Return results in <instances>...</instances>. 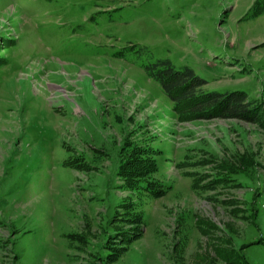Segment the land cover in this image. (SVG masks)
I'll return each mask as SVG.
<instances>
[{"label":"rangeland","instance_id":"1","mask_svg":"<svg viewBox=\"0 0 264 264\" xmlns=\"http://www.w3.org/2000/svg\"><path fill=\"white\" fill-rule=\"evenodd\" d=\"M0 264H264V0H0Z\"/></svg>","mask_w":264,"mask_h":264},{"label":"trees","instance_id":"2","mask_svg":"<svg viewBox=\"0 0 264 264\" xmlns=\"http://www.w3.org/2000/svg\"><path fill=\"white\" fill-rule=\"evenodd\" d=\"M144 69L148 76L158 83L163 92L174 101L175 108L187 104L184 110L186 114L188 112L201 113L203 116L218 114V117L226 119L248 121L255 119L251 114L256 106H251L247 95L242 91L205 92L203 86L206 81L198 77L192 69L182 67L176 70L167 60H158L145 66Z\"/></svg>","mask_w":264,"mask_h":264}]
</instances>
